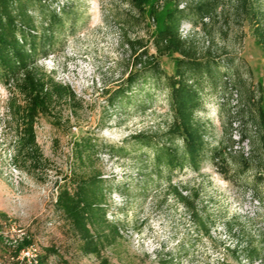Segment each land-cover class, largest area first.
<instances>
[{
  "label": "rangeland",
  "instance_id": "374dc122",
  "mask_svg": "<svg viewBox=\"0 0 264 264\" xmlns=\"http://www.w3.org/2000/svg\"><path fill=\"white\" fill-rule=\"evenodd\" d=\"M206 1L215 5L197 14L196 6ZM245 2L246 8L243 0L180 5L187 8L181 36L208 65L195 112L206 146L198 171H168L153 161V147L168 141V90L163 76L133 61L142 49L155 54L152 37L170 3L146 0L142 15L125 0H45L56 11L64 9L67 19L56 26L48 55H40L36 66L69 85L75 98L63 96L36 120L47 163L29 174L13 161L16 121L7 108L22 97L0 77V264H18L4 239L18 240L21 231L46 255L45 264H264V152L256 118L257 87L264 83V45L258 41L264 0ZM152 5L159 8L154 21L148 15ZM31 15L40 32L41 12L31 9ZM126 39H140L142 46L134 51ZM178 56L171 51L157 57L164 73L173 72ZM134 69L140 74L126 89ZM121 87L126 90L112 105L109 99ZM88 137L95 152L80 160L76 143ZM169 143L182 145L179 138ZM98 172L106 219L118 226L119 236L97 256L81 252L54 202L57 184ZM173 187L193 203L195 216Z\"/></svg>",
  "mask_w": 264,
  "mask_h": 264
},
{
  "label": "trees",
  "instance_id": "16d2710c",
  "mask_svg": "<svg viewBox=\"0 0 264 264\" xmlns=\"http://www.w3.org/2000/svg\"><path fill=\"white\" fill-rule=\"evenodd\" d=\"M125 1L140 14L145 15L146 0ZM165 1L170 3V7L166 8L162 25L152 37L155 54L149 55L147 50L142 49L133 63L135 67L142 66L155 75L163 76L168 90L172 121L164 133V138L168 141H162L153 147L155 165L162 166L168 171L186 167L198 171L204 159L206 144L204 127L195 118V112L201 106L199 79L204 70H208V65L196 59L188 40L181 36L180 26L187 8L184 9L180 5L186 0ZM245 1L243 0V5L246 8ZM214 5L211 1L203 2L196 6V13L208 14ZM31 9H37L42 14L40 32L35 30ZM158 9L152 5L148 11L153 21ZM66 19L64 9L61 12L56 11L54 7L50 8L45 0H0V77L5 84L13 85L22 97L21 102L11 99L7 105L10 117L16 121L17 150L13 161L19 169L29 174H34L47 163L36 140V120L63 96L75 98L74 90L69 85L57 83L52 76L46 75L36 66V60L40 55H48L56 26L63 25ZM259 36L258 41L264 45V31ZM126 42L134 51L136 47L142 46L140 39H126ZM171 51L177 52L179 56L174 60L173 72L166 74L159 66L157 57L167 55ZM140 71V69L129 71L125 79L126 89L135 83ZM11 81L13 83H10ZM126 89L123 87L116 89L109 102L113 105L117 98H122ZM257 94L258 140L264 152V83H258ZM133 138H141L144 144H149L145 139L147 137L143 135H133ZM175 138L181 140L180 149L172 147L169 143ZM92 140L88 137L76 143L75 152L80 160L84 154L95 152ZM67 180L68 178L65 179ZM56 188L54 207L80 241L81 252L100 255L106 244L119 236L118 226L108 223L106 219L104 179L100 172L74 176L72 179L69 178L67 183L57 184ZM172 190L195 216L193 203L182 195L177 187H173ZM31 243L33 242L28 236L24 237L20 244L13 248L14 256L22 246ZM45 258L46 255L40 253L42 264H45Z\"/></svg>",
  "mask_w": 264,
  "mask_h": 264
},
{
  "label": "built area",
  "instance_id": "2783aa9c",
  "mask_svg": "<svg viewBox=\"0 0 264 264\" xmlns=\"http://www.w3.org/2000/svg\"><path fill=\"white\" fill-rule=\"evenodd\" d=\"M19 236L18 240L14 239L10 241L4 239V243L15 248L20 244L24 237H27L23 231L19 233ZM15 260L18 264H42L40 261V251L35 243L22 246L15 257Z\"/></svg>",
  "mask_w": 264,
  "mask_h": 264
}]
</instances>
